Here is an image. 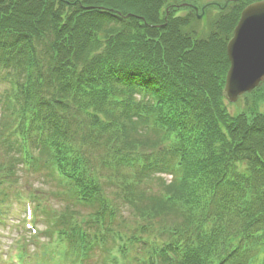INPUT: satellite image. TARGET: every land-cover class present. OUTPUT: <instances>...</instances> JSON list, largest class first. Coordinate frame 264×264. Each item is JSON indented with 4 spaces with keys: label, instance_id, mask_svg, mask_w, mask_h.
I'll use <instances>...</instances> for the list:
<instances>
[{
    "label": "trees",
    "instance_id": "1",
    "mask_svg": "<svg viewBox=\"0 0 264 264\" xmlns=\"http://www.w3.org/2000/svg\"><path fill=\"white\" fill-rule=\"evenodd\" d=\"M202 1L0 2V64L19 79L30 135L49 127L64 193L83 202L60 218L65 264H264V86L249 116L227 112L225 46L243 4L206 15L207 36L194 14L166 17ZM46 145L27 148L41 160ZM164 171L174 180L154 199L160 184L145 182ZM14 183L0 178V208ZM126 211L140 219L131 233L117 229ZM30 259L51 261L43 247Z\"/></svg>",
    "mask_w": 264,
    "mask_h": 264
},
{
    "label": "rangeland",
    "instance_id": "2",
    "mask_svg": "<svg viewBox=\"0 0 264 264\" xmlns=\"http://www.w3.org/2000/svg\"><path fill=\"white\" fill-rule=\"evenodd\" d=\"M262 0H255L253 3L259 2ZM218 3V4H224L225 0H203L201 3ZM243 4L241 8L247 7V4H245L244 1L240 2ZM242 9V10H243ZM216 11H211L213 13ZM175 14L176 16L179 17H185L186 11L180 10L178 11H169L168 15L170 14ZM207 17H204L203 20H201V26L200 25H194L192 27V30L195 31V33H199L200 35H206L208 32V25H207ZM201 31V33L199 32ZM7 73H4L3 75H0V113L2 112V100H1V95L4 93H7L9 86L7 85L5 79V76ZM8 78H15L19 81V79L16 76H9ZM254 100L251 94L249 95H244L242 96L237 103L235 104H227V111L231 115L235 114H240L243 113L246 116H249L251 114V111L254 107ZM261 110L260 112L264 111V105L260 107ZM0 121H1V115H0ZM26 128V127H24ZM10 156V155H9ZM3 160H0V163H3ZM2 168L0 169V178H9L10 180H15V183L12 185V188L9 190V204L6 206H1L3 211L1 220L2 223L0 224V264H3L5 258H6V253H7V247L10 246V243L12 239L17 235L21 229V222L23 218V213L21 211L20 205L17 202V199L15 197L16 192H22V193H29V192H38L42 195V201L47 202L48 207L50 208V212H53L54 210H66L64 209L63 205L64 203L59 201L58 199L52 198V193L55 191L53 185L50 183L48 178L46 177H41L39 175L33 174L32 172H24L22 171V166L17 164L16 161L11 162V160L7 159V161L4 164L0 165ZM98 173H95L93 176L97 174L98 176H103L101 179H105L108 177V174L106 172L97 169ZM239 171H243V167H239ZM12 173L11 175H8V173ZM9 176V177H8ZM131 177V174H129ZM161 180V181H159ZM169 178L167 176H159L156 175L155 177L147 178V181L145 184L147 186H152L155 185L156 182L159 183L160 185H155L156 187L152 186L151 190V196L153 197L155 194H165V190L163 189L165 185L161 184H168ZM155 197V196H154ZM153 197V198H154ZM49 198V201H48ZM155 199V198H154ZM139 218L138 216L134 215L133 212H127L124 213L123 219L126 221V231L129 233L131 231V227L135 221V219ZM40 229V227L38 228ZM42 230V227H41ZM43 232H45L43 230ZM28 239V240H27ZM27 240V241H26ZM44 239L40 238L39 241H35L34 239H25V248H26V253L29 255H33L34 253H39L42 246L44 245ZM96 260V259H95ZM89 261L88 264H97V261ZM34 262V259L31 260ZM101 260H99V263Z\"/></svg>",
    "mask_w": 264,
    "mask_h": 264
},
{
    "label": "water",
    "instance_id": "3",
    "mask_svg": "<svg viewBox=\"0 0 264 264\" xmlns=\"http://www.w3.org/2000/svg\"><path fill=\"white\" fill-rule=\"evenodd\" d=\"M226 54L230 65L223 94L235 103L264 85V0L241 12Z\"/></svg>",
    "mask_w": 264,
    "mask_h": 264
}]
</instances>
